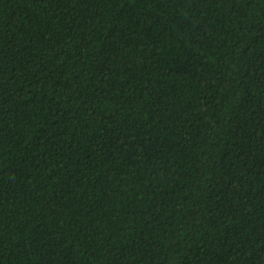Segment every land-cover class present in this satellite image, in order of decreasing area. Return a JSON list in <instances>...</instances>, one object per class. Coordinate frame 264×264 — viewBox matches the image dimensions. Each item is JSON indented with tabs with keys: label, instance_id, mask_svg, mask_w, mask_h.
Here are the masks:
<instances>
[{
	"label": "trees",
	"instance_id": "trees-1",
	"mask_svg": "<svg viewBox=\"0 0 264 264\" xmlns=\"http://www.w3.org/2000/svg\"><path fill=\"white\" fill-rule=\"evenodd\" d=\"M0 264H264V0H0Z\"/></svg>",
	"mask_w": 264,
	"mask_h": 264
}]
</instances>
